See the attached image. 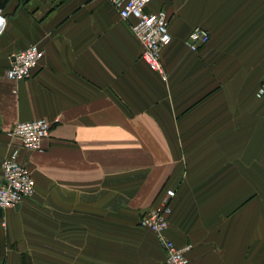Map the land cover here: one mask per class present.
I'll list each match as a JSON object with an SVG mask.
<instances>
[{"label": "crops", "instance_id": "1", "mask_svg": "<svg viewBox=\"0 0 264 264\" xmlns=\"http://www.w3.org/2000/svg\"><path fill=\"white\" fill-rule=\"evenodd\" d=\"M1 163L34 193L0 212V264H161L139 219L171 189L167 236L187 264H264V0H152L163 74L109 0H0ZM194 27L208 43L190 51ZM44 56L23 81L9 57ZM54 123L40 151L8 136Z\"/></svg>", "mask_w": 264, "mask_h": 264}, {"label": "built area", "instance_id": "2", "mask_svg": "<svg viewBox=\"0 0 264 264\" xmlns=\"http://www.w3.org/2000/svg\"><path fill=\"white\" fill-rule=\"evenodd\" d=\"M117 9L122 20L131 19L130 31L141 45L140 58L148 67L163 74L161 50L171 42L169 19L164 10L147 11L152 0H109ZM0 10V35L5 30L6 20ZM209 41V34L201 27H194L186 45L190 51H197ZM44 53L35 44L18 51L9 57L5 78L10 81L28 79L38 67ZM54 123L46 119H35L16 123L8 136L17 139L20 145L30 151H40L44 139L50 136ZM35 182L31 172L17 161V151H13L1 163L0 209H11L30 199L34 193ZM175 192L168 189L159 203L149 209L139 219L138 226L152 233L164 252L161 264H187L186 253L190 246L178 247L167 236L168 218Z\"/></svg>", "mask_w": 264, "mask_h": 264}, {"label": "snow or ice", "instance_id": "3", "mask_svg": "<svg viewBox=\"0 0 264 264\" xmlns=\"http://www.w3.org/2000/svg\"><path fill=\"white\" fill-rule=\"evenodd\" d=\"M3 23V21L2 20H0V24H2Z\"/></svg>", "mask_w": 264, "mask_h": 264}, {"label": "water", "instance_id": "4", "mask_svg": "<svg viewBox=\"0 0 264 264\" xmlns=\"http://www.w3.org/2000/svg\"><path fill=\"white\" fill-rule=\"evenodd\" d=\"M0 212H1V209H0Z\"/></svg>", "mask_w": 264, "mask_h": 264}]
</instances>
